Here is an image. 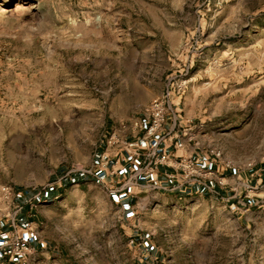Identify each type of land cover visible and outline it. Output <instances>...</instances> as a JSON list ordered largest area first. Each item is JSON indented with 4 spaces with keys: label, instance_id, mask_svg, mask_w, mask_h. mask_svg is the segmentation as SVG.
<instances>
[{
    "label": "rangeland",
    "instance_id": "374dc122",
    "mask_svg": "<svg viewBox=\"0 0 264 264\" xmlns=\"http://www.w3.org/2000/svg\"><path fill=\"white\" fill-rule=\"evenodd\" d=\"M1 6L0 213L17 192L89 170L172 78L177 128L221 152L233 185L221 196L150 181L127 214L116 185L70 184L38 204L45 243L28 264H264V176H250L264 170V0Z\"/></svg>",
    "mask_w": 264,
    "mask_h": 264
},
{
    "label": "crops",
    "instance_id": "0c3cea01",
    "mask_svg": "<svg viewBox=\"0 0 264 264\" xmlns=\"http://www.w3.org/2000/svg\"><path fill=\"white\" fill-rule=\"evenodd\" d=\"M175 108L173 106V109ZM141 119L147 124V119L144 116L136 121ZM171 122L172 119L168 115L163 129L150 140H144V131L135 127L130 134H122L121 131L117 130L110 135L105 146L96 154L95 164L89 170L68 172L62 175L58 181L49 184V187L43 192L22 191L15 193L11 203L12 213L8 215L0 213V264H28L32 256H35L39 250L44 249L45 242L40 237L39 229L36 226L37 206L46 201L43 198L57 196L65 191L70 184L82 187L95 182H109L114 184L113 187L116 185L111 195L120 202L124 213L127 214L132 213L134 209V188L144 187L146 186L145 183L150 181L160 191L168 186L180 194L186 192L202 195L213 193L221 196L226 195L230 186H233L228 181L231 177L229 169L221 161L211 157L203 147L191 144L190 139L185 137V133L180 128L176 127L171 135L166 136L167 132L172 130ZM137 140H139L137 148L127 146L128 143ZM180 141L184 144L182 148L177 146ZM154 151L169 153L172 156L171 162L175 165L173 163L172 166L161 165L151 174L139 171L142 166L145 167L149 162L150 155ZM184 156L192 157L199 166L204 169H212L215 174L201 181L185 180L181 168L177 166V162ZM250 171L252 180H258L257 177L264 176L263 169L255 170L252 168ZM245 176L244 178L249 180L250 177L248 178L247 174ZM133 180H136V185L133 184ZM243 186L248 189L251 187L248 183L243 184ZM15 233L21 235L33 246L34 251L32 254L25 257H8L3 253L2 247Z\"/></svg>",
    "mask_w": 264,
    "mask_h": 264
},
{
    "label": "built area",
    "instance_id": "2783aa9c",
    "mask_svg": "<svg viewBox=\"0 0 264 264\" xmlns=\"http://www.w3.org/2000/svg\"><path fill=\"white\" fill-rule=\"evenodd\" d=\"M174 78L169 79V84L167 85V90L163 93L161 97L154 99L150 105L147 107L144 117L147 119V124H145L144 120L136 121L134 126L136 129L144 131L143 139L150 140L152 139L159 131L163 129L167 122V117L170 114L172 119V130L168 131L167 135H171L172 131L177 127L179 123V119L175 110L173 109L172 104V95L174 94V88L177 85V82ZM178 94H181L182 87L179 85ZM189 139H192L189 138ZM112 140V139H111ZM195 145L200 146L199 141L194 142ZM139 145V140L128 143L127 146L129 148H137ZM183 142H179L177 144L178 147H183ZM208 154L214 159L221 161L222 154L220 151L216 149H208ZM172 156L169 153H158L153 152L150 155L149 162L142 167L139 171H143V173L151 174L161 165H170ZM222 162V161H221ZM175 165V163H173ZM223 164V163H222ZM177 166L181 168L182 176L185 180H196L201 181L202 179L211 177L215 174L212 169H204L199 166L196 160L192 157L184 156L178 162ZM225 166V165H224ZM226 167H230L229 164ZM251 187H249L250 189ZM3 253L8 257H16V256H28L33 253V246L21 235L15 233L9 241L2 247Z\"/></svg>",
    "mask_w": 264,
    "mask_h": 264
},
{
    "label": "bare ground",
    "instance_id": "6f19581e",
    "mask_svg": "<svg viewBox=\"0 0 264 264\" xmlns=\"http://www.w3.org/2000/svg\"><path fill=\"white\" fill-rule=\"evenodd\" d=\"M3 12H5V9H4V7H0V13H3Z\"/></svg>",
    "mask_w": 264,
    "mask_h": 264
}]
</instances>
